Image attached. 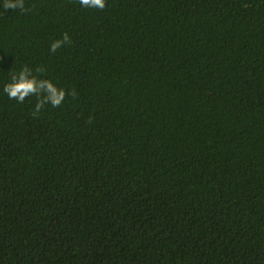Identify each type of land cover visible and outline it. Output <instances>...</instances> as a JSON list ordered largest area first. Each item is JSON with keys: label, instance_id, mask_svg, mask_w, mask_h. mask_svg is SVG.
Instances as JSON below:
<instances>
[{"label": "trees", "instance_id": "1", "mask_svg": "<svg viewBox=\"0 0 264 264\" xmlns=\"http://www.w3.org/2000/svg\"><path fill=\"white\" fill-rule=\"evenodd\" d=\"M25 2L0 7V264H264V0ZM24 66L60 107L8 98Z\"/></svg>", "mask_w": 264, "mask_h": 264}, {"label": "clouds", "instance_id": "2", "mask_svg": "<svg viewBox=\"0 0 264 264\" xmlns=\"http://www.w3.org/2000/svg\"><path fill=\"white\" fill-rule=\"evenodd\" d=\"M79 4L84 8H93L103 11L107 6V0H78ZM0 7L4 10L12 9L14 11L20 10L25 13L31 9L26 6L25 0H2ZM34 7V6H33ZM71 38L67 32L63 34L62 39L55 40L50 44V51L55 53L65 44H70ZM37 73H43V67L35 69ZM3 92L9 99L16 100L18 103H23L26 98L30 96L37 97V103L33 115H37L45 105L50 104L53 108L60 107L66 98V91L58 88L51 80L38 79L33 75V70L28 66H24L21 71L11 74V82L7 83ZM73 97L76 95L75 91L71 92Z\"/></svg>", "mask_w": 264, "mask_h": 264}]
</instances>
